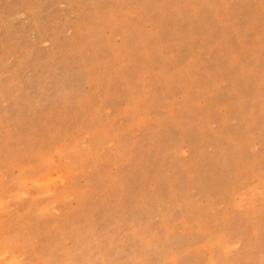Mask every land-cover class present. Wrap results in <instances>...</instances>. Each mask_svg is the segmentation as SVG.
Masks as SVG:
<instances>
[{
  "label": "rangeland",
  "instance_id": "374dc122",
  "mask_svg": "<svg viewBox=\"0 0 264 264\" xmlns=\"http://www.w3.org/2000/svg\"><path fill=\"white\" fill-rule=\"evenodd\" d=\"M0 264H264V0H0Z\"/></svg>",
  "mask_w": 264,
  "mask_h": 264
}]
</instances>
